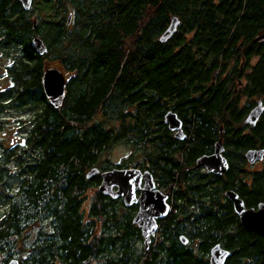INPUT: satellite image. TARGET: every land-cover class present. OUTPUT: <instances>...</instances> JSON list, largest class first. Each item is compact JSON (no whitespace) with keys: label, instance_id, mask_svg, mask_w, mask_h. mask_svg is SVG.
<instances>
[{"label":"trees","instance_id":"16d2710c","mask_svg":"<svg viewBox=\"0 0 264 264\" xmlns=\"http://www.w3.org/2000/svg\"><path fill=\"white\" fill-rule=\"evenodd\" d=\"M0 25L22 46L11 71L16 103L30 109L15 160L0 157V252L27 244L20 264H209L204 255L221 242L231 251L225 264H264L263 237L226 196L232 188L248 206L264 201V168L242 175L245 151L264 148V112L255 126L245 122L264 102V0H34L28 10L0 0ZM46 58L73 72L60 108L37 88ZM170 110L184 120L182 140L165 123ZM219 140L231 166L203 174L195 158ZM119 143L132 152L115 162L106 153ZM131 164L176 190V211L148 248L138 205L102 193L100 173L88 176ZM181 233L204 244L193 250Z\"/></svg>","mask_w":264,"mask_h":264},{"label":"water","instance_id":"95a60500","mask_svg":"<svg viewBox=\"0 0 264 264\" xmlns=\"http://www.w3.org/2000/svg\"><path fill=\"white\" fill-rule=\"evenodd\" d=\"M23 7L28 10L31 8L34 0H20ZM71 21V15L69 16ZM177 19H173L163 39L171 36L176 30ZM33 48L40 54L47 50L44 41L39 37L32 40ZM43 87L49 102L56 108H60L66 95L67 79L57 68H49L43 76ZM263 110V104L260 100L247 116L245 122L254 126ZM165 122L172 130H176V137L184 138L182 120L178 114L172 110L165 115ZM223 143L219 140L216 143L215 150L211 154H204L198 160V166H204L208 171L214 173H223L228 169V161L223 155ZM264 156V148H251L247 150L246 157L254 162ZM99 169L94 168L88 172L91 177L98 173ZM102 182L99 190L108 195L122 196L126 206L134 203L139 204L138 211L134 217V222L141 228L144 237L145 247H149L151 237L158 230L159 220L163 219L169 212V203L167 193L162 192L155 187L153 175L150 171H141L136 168H113L101 173ZM117 186L116 190L113 187ZM140 191L139 196L137 191ZM227 195L234 203V208L242 224L258 234L264 236V202H259L257 208L247 207L244 200L235 191H228ZM186 241L185 236H181ZM231 253L223 249L220 244H216L211 249L210 264H224ZM7 264H20L17 258H12Z\"/></svg>","mask_w":264,"mask_h":264},{"label":"flooded vegetation","instance_id":"af4514ba","mask_svg":"<svg viewBox=\"0 0 264 264\" xmlns=\"http://www.w3.org/2000/svg\"><path fill=\"white\" fill-rule=\"evenodd\" d=\"M20 1V0H19ZM21 2V1H20ZM22 3V2H21ZM22 6H23V4H22ZM6 39V37H5V35L3 34L2 35V29H1V25H0V63L2 62L1 61V58L3 57L4 59H6L7 60V62H6V64H5V70H6V72H5V75H7V77H6V81H3V82H0V93L2 92V91H5V90H10V97L9 98H6L5 96L3 97V98H0V132H2L3 134H4V136L7 134V132L5 131V127H6V125H8V122H7V120H8V118L10 117L11 118V116L12 115H14L15 114V112H18L19 111V115H18V122L20 123V134L22 135V133H23V128H24V124L22 123V122H28L29 121V119H28V116L30 115V109H28V108H24V107H21L20 106V104L19 105H17V103H16V98H17V86H18V83L15 81V78H14V73L11 71V70H13V68H14V66H15V63H16V60L19 58V57H23V55H24V53H23V50L21 51V49H22V46L20 47L19 45H12V44H10L7 40H5ZM33 40V39H32ZM31 46H32V41H31ZM32 48H33V46H32ZM34 49V48H33ZM35 50V49H34ZM21 52V54H19V55H17V53L18 52ZM36 51V50H35ZM47 51V50H46ZM46 51L44 52V53H46ZM43 53V54H44ZM40 54V53H39ZM43 54H41V55H43ZM46 60H47V58L46 59H44V65H43V67H42V71H41V73H40V83H39V85H38V87L37 88H41L42 89V92H43V94H44V98L46 99V101L47 102H49V99L47 98V96H46V93H45V90H44V87H43V76H44V73L49 69V68H57V69H59L63 74H64V76L66 77V79H67V82H68V80H69V78L72 76V74H73V72L72 71H69V70H66L64 67L62 68V69H60L59 67H57V66H48L47 64H46ZM54 61H58V60H54ZM58 62H60V61H58ZM252 63H255V59L254 60H252ZM242 82V81H241ZM258 101H257V104L256 105H258V102L261 100L262 101V104H263V110H262V113L260 114V116H259V119H258V121L260 120V117L262 116V114H263V112H264V102H263V100L261 99V98H259V99H257ZM50 103V102H49ZM51 104V103H50ZM52 105V104H51ZM255 105V106H256ZM254 106V107H255ZM253 107V108H254ZM253 108H251V110L253 109ZM250 110V111H251ZM250 113V112H249ZM249 115V114H248ZM179 116V115H178ZM180 118V117H179ZM181 119V118H180ZM182 120V119H181ZM257 121V122H258ZM4 123V124H3ZM166 123V122H165ZM168 125V124H167ZM256 125V124H255ZM254 125V126H255ZM168 128H169V130H170V132H172V134L176 137V130H172L170 127H169V125H168ZM182 128H183V130H184V120H182ZM184 138L186 137V134H185V131H184ZM177 139H179V140H182V139H184V138H178V137H176ZM16 140H13V141H11L10 142V144L9 145H6L5 144V142H3V141H1L0 140V157L2 156V154H4L5 152H9L10 154H11V157H10V160H9V162H8V164H10L11 162H12V160H15V158H16V155H15V153H16V150H17V148H16ZM260 148H262V147H256V149H260ZM251 149V148H250ZM214 150H215V148H214ZM214 150L213 151H211V152H207V153H205V154H211V153H213L214 152ZM249 150V149H248ZM246 152L247 151H245V153H244V156H245V158H246V164H244V166L242 167V170H243V176L245 175V176H247V175H249V176H252V174H255L257 171H260V170H262L263 168H264V156L261 158V159H257V160H255L254 162H251V161H249L248 159H247V157H246ZM223 155L226 157V159H227V161H228V169L230 168V159H229V157L227 156V150H226V147H224V149H223ZM201 156H204V152H202V153H200V155L199 156H197L196 158H195V163H196V168H199L200 169V171L204 174V170L206 171V173L207 174H209V173H212V174H217V175H220V176H223V175H225V172H223V173H214V172H211V171H208V169L206 168V167H204V166H198V160H199V158L201 157ZM141 158L142 159H144V157H142L141 156ZM116 162V161H115ZM117 162H120V161H117ZM148 166L147 167H149L151 164H150V161H148ZM13 167V166H12ZM11 167V172H13L14 171V169ZM151 167V166H150ZM115 168H136V167H134L132 164H131V166H129V167H123V166H119V167H115ZM136 169H139V170H141V171H149V169L147 168V169H140V168H136ZM227 169V170H228ZM110 170V169H109ZM226 170V171H227ZM106 171V170H105ZM151 171V170H150ZM103 172V170H99V172L98 173H100V176H101V173ZM152 173V172H151ZM95 174H97V173H95ZM94 174V175H95ZM152 175H153V173H152ZM93 176V175H92ZM249 179V178H248ZM153 180H154V175H153ZM101 182H102V176H101ZM117 189V186H114L113 187V190H116ZM228 191H235L236 193H238L239 194V196L244 200V202H245V198L236 190V189H228L227 191H226V196H227V198H228V200L231 202V204H232V207H233V209H234V211H235V208H234V203H233V201L229 198V196L227 195V192ZM139 194H140V191L138 190L137 191V195L139 196ZM114 197H117V198H123L122 196H118V195H116V196H114ZM124 201V200H123ZM260 202H264V201H260ZM134 204H136V205H138V208H139V204L138 203H134ZM246 204V203H245ZM258 204L259 203H257V205L256 206H254V205H250V206H248L247 204H246V206L247 207H255V208H257V206H258ZM0 212L2 213V210H0ZM180 214H181V212H180ZM235 214L238 216V214L236 213V211H235ZM182 215V214H181ZM203 216V218H204V213H202L201 214V217ZM239 217V216H238ZM240 219V218H239ZM241 221V220H240ZM242 223V222H241ZM243 225V224H242ZM243 227L244 228H246L244 225H243ZM246 229H248V228H246ZM249 230V229H248ZM250 231H252V230H250ZM30 232V234H32V229L29 231ZM34 232V231H33ZM157 232V231H156ZM252 232H254V231H252ZM254 233H256V232H254ZM256 234H258V233H256ZM258 235H260L261 237H263V239H264V236H262L261 234H258ZM181 236H185V239H186V241H183L182 240V238H181ZM14 240H15V238H14ZM180 240H181V243L183 244V245H191L192 247V249L193 250H199V248H200V246L202 245V244H204L203 242V240H202V238L201 237H196V236H193V235H190V233H181L180 234ZM216 244H220V246L223 248V249H225V250H227V251H229L230 253H231V251L228 249V248H226V246H224L221 242H217ZM215 244V245H216ZM214 245V246H215ZM213 246V247H214ZM212 247V248H213ZM0 254L2 255V259H1V262H0V264H7L12 258H17L18 260H19V257H23L24 255V253H22L21 255H19V253L16 251V249H14L12 252H11V254H6L5 252H0ZM230 256V255H229ZM228 256V257H229ZM210 257H211V253H210V255H204V257H203V261H206V262H208L209 264H210ZM228 257H227V259H228ZM227 259H226V261H227ZM20 261V260H19ZM226 261H225V263H226ZM224 263V264H225Z\"/></svg>","mask_w":264,"mask_h":264},{"label":"rangeland","instance_id":"374dc122","mask_svg":"<svg viewBox=\"0 0 264 264\" xmlns=\"http://www.w3.org/2000/svg\"><path fill=\"white\" fill-rule=\"evenodd\" d=\"M21 54V52L19 51L17 53V55ZM1 63H0V82L6 81V77L7 75H5V64L7 62L6 59H4L3 57L1 58ZM46 64L50 67V66H57L60 69L63 68L62 64L58 61H54V60H50L47 59L46 60ZM18 115H19V111L15 112L14 115L11 116V118L9 117L7 122L8 125H6L5 127V131L7 132V134L4 136V134L2 132H0V140L5 142L6 145H9L11 141L16 140V142L21 140V134H20V123L18 122ZM4 124V123H3ZM132 152V148L124 143H119V144H115L107 153H106V157H109L112 161H120L122 158L127 157L130 153ZM89 197H93L94 196V191H90V193L88 194ZM169 200V198H168ZM34 232H32L33 234ZM31 234H27V236L25 237L26 239V243H28V238ZM33 236V235H31ZM33 238V237H32ZM31 238V239H32ZM30 239V240H31ZM20 242H24L23 240H20ZM24 242V243H25ZM27 244L25 246V248H19V255H21L23 252H25L26 248H27ZM2 259V255L0 254V262Z\"/></svg>","mask_w":264,"mask_h":264},{"label":"built area","instance_id":"2783aa9c","mask_svg":"<svg viewBox=\"0 0 264 264\" xmlns=\"http://www.w3.org/2000/svg\"><path fill=\"white\" fill-rule=\"evenodd\" d=\"M136 168H140V166H137ZM154 184H155V187H160L161 186V183L158 181L157 178H154ZM162 192L164 193H167L169 195V200H168V203H169V212L170 213L172 210L176 211V202H177V195H176V190L175 189H172L171 191H167L166 189L164 190H161Z\"/></svg>","mask_w":264,"mask_h":264}]
</instances>
